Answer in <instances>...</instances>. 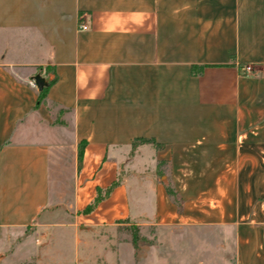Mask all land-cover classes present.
Segmentation results:
<instances>
[{"label":"crops","instance_id":"obj_1","mask_svg":"<svg viewBox=\"0 0 264 264\" xmlns=\"http://www.w3.org/2000/svg\"><path fill=\"white\" fill-rule=\"evenodd\" d=\"M56 209L154 226L134 264H264V0H0V260Z\"/></svg>","mask_w":264,"mask_h":264},{"label":"rangeland","instance_id":"obj_2","mask_svg":"<svg viewBox=\"0 0 264 264\" xmlns=\"http://www.w3.org/2000/svg\"><path fill=\"white\" fill-rule=\"evenodd\" d=\"M38 220L40 224L9 232L6 254L0 264H134L141 249L148 247L145 254H151V247L157 246L163 237L152 225L140 227L129 221L79 230L65 224L72 218L62 209L47 212ZM133 236H137L134 248ZM198 236L215 237L203 233Z\"/></svg>","mask_w":264,"mask_h":264},{"label":"trees","instance_id":"obj_3","mask_svg":"<svg viewBox=\"0 0 264 264\" xmlns=\"http://www.w3.org/2000/svg\"><path fill=\"white\" fill-rule=\"evenodd\" d=\"M203 66L202 65H190V73L191 74H198L199 72H201ZM55 81V77L51 78L48 82V85L43 87V89L39 90L38 91V99H37V103L36 104H39L40 102H42L45 97H46V94H47V90H48V87L51 83H53ZM145 139L143 138H137V139H133V143L132 145L135 144L136 141H143ZM84 145H85V141H82L80 144H79V147H78V166H80L81 164V159H82V154H83V149H84ZM157 146V144H155ZM117 182L116 181H113L111 182L106 188H104L102 190V192H100L101 190L100 189H97V192H96V195L94 196V200L89 203L83 210L82 212L83 213H88L90 212L93 208H94V205L99 201L101 200L102 198H104L108 192L110 191V189L116 184ZM166 192L167 194L170 196L171 200L177 205L179 206V198L176 194V192L172 189V187H170L169 185H166ZM137 236H133L132 239H131V244L134 247L137 246Z\"/></svg>","mask_w":264,"mask_h":264},{"label":"water","instance_id":"obj_4","mask_svg":"<svg viewBox=\"0 0 264 264\" xmlns=\"http://www.w3.org/2000/svg\"><path fill=\"white\" fill-rule=\"evenodd\" d=\"M33 80L38 88V90L43 89V87L48 85L49 80L40 75L39 73L35 74L33 77Z\"/></svg>","mask_w":264,"mask_h":264},{"label":"built area","instance_id":"obj_5","mask_svg":"<svg viewBox=\"0 0 264 264\" xmlns=\"http://www.w3.org/2000/svg\"><path fill=\"white\" fill-rule=\"evenodd\" d=\"M78 29H80V30L87 29V25L85 23L81 22V20H79ZM240 71H241V73L247 74V73H250L252 71V69L249 65H243V66H241Z\"/></svg>","mask_w":264,"mask_h":264}]
</instances>
